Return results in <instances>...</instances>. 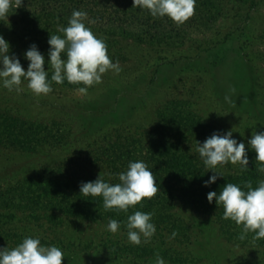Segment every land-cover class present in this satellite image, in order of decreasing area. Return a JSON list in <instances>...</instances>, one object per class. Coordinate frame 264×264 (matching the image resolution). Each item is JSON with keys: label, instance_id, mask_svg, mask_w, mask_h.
<instances>
[{"label": "rangeland", "instance_id": "obj_1", "mask_svg": "<svg viewBox=\"0 0 264 264\" xmlns=\"http://www.w3.org/2000/svg\"><path fill=\"white\" fill-rule=\"evenodd\" d=\"M85 1L91 7L99 0ZM59 3L72 8L70 0H23L16 9L18 15L0 18V35L10 44L9 55L15 54L25 70L29 61L24 53L32 44L23 46L24 41L19 42L28 35L30 40L42 39L44 68L51 70L47 56L49 35H62L58 29L64 26L45 23L41 14L34 20L29 14L34 9L41 13L45 5L64 11ZM198 3L200 0L195 10ZM124 4L131 5L128 0H118L108 7L100 22L89 23V16L84 21L96 36L105 40L108 55L113 62L119 61L122 68L119 74L111 70L103 74L102 83L91 86L86 96L76 89L62 87L37 96L27 88L26 81L19 93L0 86V109L33 122L37 127L29 128L38 137H50L62 129L68 132L66 145L44 146L34 154L0 144V248L10 245L2 232L16 227L24 231L23 235L44 237L45 246L61 248L65 256L62 264H122L108 258L101 248L90 249L86 245L129 242L127 234L120 230L112 233L105 223L67 217L55 231L48 230L45 222L37 228L14 187L40 174L43 167L63 161L68 164L72 154L83 152L89 143L116 129L148 131L159 113L170 115L173 109L208 124L210 133L224 134L232 129L233 138L243 141L246 151H252L248 147L252 134L264 131V0L209 1L203 12L212 15L211 23H199L195 13L179 25L166 17V32L153 38L143 37L147 13L142 18L140 10L135 14V5L125 9ZM84 8L88 9L81 6L77 10ZM123 12L134 16L122 25L116 19ZM71 14L63 15V19L68 21ZM149 16L150 21L160 18ZM138 19L142 22L137 23ZM161 33L166 34L168 41L160 40ZM33 44L41 46V42ZM226 95L231 97V103L225 101ZM189 151L198 155L196 146L190 145ZM80 164L95 176L104 173L99 164L93 166L92 162L82 160ZM239 169V164H228L213 171L236 174ZM174 215L189 229L188 244L173 242L166 235L152 236L146 243L153 248L154 255L142 264H155L156 255L164 258L162 252L166 250L182 252L189 261L177 263L164 258L165 264H264V243H258L253 236L227 241L212 215L195 214L181 206L175 208Z\"/></svg>", "mask_w": 264, "mask_h": 264}, {"label": "trees", "instance_id": "obj_2", "mask_svg": "<svg viewBox=\"0 0 264 264\" xmlns=\"http://www.w3.org/2000/svg\"><path fill=\"white\" fill-rule=\"evenodd\" d=\"M117 1L99 0L90 7V4L85 0H70L72 8L69 5L62 6L59 3L64 11L58 12L55 7L45 5L41 13L37 14V10L34 9L29 17L35 20L37 15L41 14L40 16H44L45 23L62 24L66 27L68 21L63 19V15L68 16L73 10L84 6L88 7L87 10L84 8V11L88 13L89 19L95 20L97 23L104 18L105 10L116 4ZM128 1L131 4L129 5L130 8H133V0ZM209 1L213 0H200L198 3L195 19L199 23H211L213 21L209 12H203L206 10L203 6H209ZM129 6L124 4L122 8L129 9ZM135 7L136 15L139 10L142 18L146 13L148 15L145 16L147 22L145 24L147 25L146 29L144 28L143 37L153 38L160 36L162 31L166 32L164 29L166 17L150 21L148 11L138 6ZM18 12L12 8L8 14L16 16ZM129 14L123 12L120 19L116 20H120L119 23L123 25L132 18L130 16H134ZM54 16L58 18L57 21L54 20ZM140 21L142 22V19H138L137 23ZM30 39V35H28L22 41L20 39L19 44H22L23 41L25 44L23 46H26L27 43L33 45V43L41 42L39 51L44 48L42 47V39L38 41ZM160 40L168 41V37L166 34L162 35ZM48 71L50 79L51 70ZM79 86L83 85L69 84L67 81L60 85L55 84V82L52 83L53 89L59 87L76 89ZM171 112L170 115L159 113L158 120L148 131H136L130 127L116 129L107 136L89 143L83 152L72 154L67 160L69 161L68 164L63 161L56 165L43 167L39 172L40 174L31 176L33 178L28 180H22L14 188L20 192L21 204L30 210L29 216L32 223L39 228L45 222L48 230L55 231L58 226L63 224L66 217L105 224H108L110 219H116L121 222L120 231L127 234L125 226L127 217L134 211L140 210L154 213L152 222L156 226V232L153 238H162L166 235L171 241L186 245L189 242V229L185 222L174 215L175 208L181 206L195 214L214 216L222 236L227 241L240 237L242 227L230 219H225L223 207L216 204L215 199L209 203L207 194L210 191L219 193L224 184L228 182L240 185L243 190H246L244 185L249 181L253 187H256L260 180H264V172L259 171V162L255 160V152L246 151L249 159L248 169L242 170L240 167L236 174H220L222 177H218L215 183L205 187L204 181L214 173L205 167L199 154L196 155L189 151V146H196L197 141L203 143L210 134H213L210 133V126L202 123L198 118L184 114L182 111L173 109ZM30 125L37 127L33 122L10 115V111L7 109H0V134H2L0 144L6 143L20 152L34 154L44 146H64L68 141V132L65 129L59 130L57 134L50 135V137L45 135L38 137L33 131L34 129L29 128ZM81 160L92 162L93 166L101 165L104 169L101 176L113 184L119 182L116 174L126 170L130 161L142 160L156 177L159 192L150 199H143L140 204L129 208L127 212L116 209L105 210L102 197L80 194L82 183L94 181L98 177L85 171L84 165L80 164ZM23 232L16 227L13 230L2 232V236L9 238L10 245L8 248L15 247L26 236L34 237L30 233L23 235ZM173 232L176 233L175 237L172 236ZM249 236L252 237L253 234L249 232L246 237ZM39 238L42 244H47L44 237ZM258 241V243L263 244L264 238ZM86 246L90 249L99 247L108 258L121 261L122 264H142L154 255L153 248L143 241L140 245L115 240L98 245L89 243ZM162 255L172 262L185 263L189 261L182 252L175 250L163 251Z\"/></svg>", "mask_w": 264, "mask_h": 264}, {"label": "clouds", "instance_id": "obj_3", "mask_svg": "<svg viewBox=\"0 0 264 264\" xmlns=\"http://www.w3.org/2000/svg\"><path fill=\"white\" fill-rule=\"evenodd\" d=\"M197 0H133V5L147 10L153 17H167L177 25L184 23L195 13ZM23 0H0V18L7 19L10 9L19 8ZM88 17L86 11L73 10L66 27H60V34L49 35L48 65L44 68L45 56L33 44L24 53L29 61L27 70L20 59L9 55L10 44L0 35V86L17 93L27 88L37 96L48 95L53 91L52 83L60 85H83L76 88L81 96H86L91 86L102 83V76L108 71L119 74L122 68L119 61L113 62L108 55L107 44L103 38L96 36L90 27L86 26ZM89 23H95L90 20ZM225 101L231 103V97L226 95ZM232 129L220 134L214 132L203 143L196 142L198 152L205 167L214 174L204 186L215 183L222 177L214 169L228 164H239L242 170L248 169V155L243 141L238 142L232 135ZM255 152V160L259 162V171L264 172V131L254 132L248 140V147ZM118 183L106 181L100 174L94 181L82 183L80 194L84 196L102 197L105 210L116 209L127 212L129 208L140 204L145 198H152L159 192V185L152 170L142 160L130 161L127 169L116 174ZM243 190L238 184L228 182L218 192L210 191L207 200L223 207V216L242 227L240 239H245L251 232L253 239L264 238V180L256 187L249 181ZM152 212L134 211L127 217L126 228L128 241L134 245L147 242L156 232L152 222ZM121 222L110 219L107 229L116 233ZM173 232L172 236L175 237ZM64 253L55 245L45 246L39 237L26 236L22 242L12 248H0V264H62ZM155 264H165L159 254Z\"/></svg>", "mask_w": 264, "mask_h": 264}]
</instances>
